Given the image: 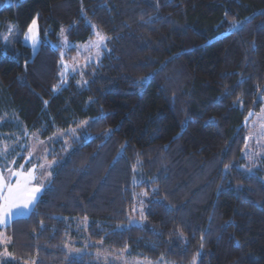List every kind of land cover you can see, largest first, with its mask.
<instances>
[{
  "label": "trees",
  "instance_id": "trees-1",
  "mask_svg": "<svg viewBox=\"0 0 264 264\" xmlns=\"http://www.w3.org/2000/svg\"><path fill=\"white\" fill-rule=\"evenodd\" d=\"M93 25L107 49L60 84L61 28L83 42ZM9 30L0 130L81 136L49 153L61 161L29 214L3 229L13 258L2 264H102L64 249L83 217L89 240L131 255L264 264V157L243 167L244 121L264 97V0H0Z\"/></svg>",
  "mask_w": 264,
  "mask_h": 264
},
{
  "label": "rangeland",
  "instance_id": "rangeland-1",
  "mask_svg": "<svg viewBox=\"0 0 264 264\" xmlns=\"http://www.w3.org/2000/svg\"><path fill=\"white\" fill-rule=\"evenodd\" d=\"M239 23V21L232 22L230 28L237 26ZM92 28L93 36L83 42L69 41L65 36L66 28H61L58 41L61 56L60 84L63 85L71 74L81 75L85 66L89 62L99 60L103 51L107 49V36L98 27L93 25ZM8 32L10 33L7 34ZM97 32L105 37V41L99 49L90 47L91 42L96 39ZM14 33V30H9L0 33V36H11ZM97 52H99V55H97ZM262 101L263 104L259 112L254 114L247 122V141L243 151L246 161L243 167L247 172L260 168V162L264 157V97H262ZM17 120H19L18 117ZM80 136L81 132H76L74 127L56 129L55 132L44 138L40 137L35 131H29L24 126L11 133L0 130V170L8 167L19 169L21 164L27 170L35 165V174L38 180H43L44 190L50 183L54 166L61 161L60 156L49 159V153L56 148L60 154H65L73 147L74 140ZM86 136L88 135L86 134ZM41 165L44 167H41ZM34 204L27 210H22L19 216L28 215ZM135 210L139 212L141 217L142 206L135 205ZM132 219L138 223L143 221L141 218L139 221L135 218ZM74 220L76 219L74 218ZM7 224H0V228H2L0 231V264L13 258L8 249L10 239L3 230ZM87 225L88 219L83 217L75 222V227H71L72 230L64 244V249L69 255L78 256L83 253H91L94 255L95 261L102 264H174L164 258L149 259L131 255L128 248L109 249L102 241H91L87 237ZM190 264H196V260H193Z\"/></svg>",
  "mask_w": 264,
  "mask_h": 264
},
{
  "label": "snow or ice",
  "instance_id": "snow-or-ice-1",
  "mask_svg": "<svg viewBox=\"0 0 264 264\" xmlns=\"http://www.w3.org/2000/svg\"><path fill=\"white\" fill-rule=\"evenodd\" d=\"M25 40L31 41L34 50L37 48L39 40L35 18L27 29ZM104 41L105 37L97 32L96 39L91 42L90 47L99 49ZM228 167L229 165H225V168ZM35 173V165L27 170L23 164L19 169L8 167L0 170V224H7L14 217L21 215L22 210H27L37 201L45 185L43 180H38Z\"/></svg>",
  "mask_w": 264,
  "mask_h": 264
},
{
  "label": "water",
  "instance_id": "water-1",
  "mask_svg": "<svg viewBox=\"0 0 264 264\" xmlns=\"http://www.w3.org/2000/svg\"><path fill=\"white\" fill-rule=\"evenodd\" d=\"M251 115H252V112L249 113L248 116L246 117V119H245V121H244L245 123L250 119Z\"/></svg>",
  "mask_w": 264,
  "mask_h": 264
}]
</instances>
